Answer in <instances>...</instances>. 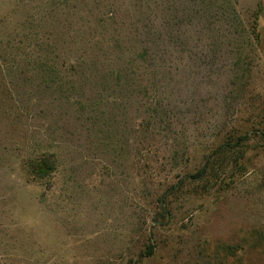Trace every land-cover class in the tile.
Instances as JSON below:
<instances>
[{
	"label": "rangeland",
	"instance_id": "1",
	"mask_svg": "<svg viewBox=\"0 0 264 264\" xmlns=\"http://www.w3.org/2000/svg\"><path fill=\"white\" fill-rule=\"evenodd\" d=\"M152 1L201 13L197 54L188 31L123 126L67 117L64 142L25 106L42 73L18 41L40 0H0V264H264V0Z\"/></svg>",
	"mask_w": 264,
	"mask_h": 264
},
{
	"label": "trees",
	"instance_id": "2",
	"mask_svg": "<svg viewBox=\"0 0 264 264\" xmlns=\"http://www.w3.org/2000/svg\"><path fill=\"white\" fill-rule=\"evenodd\" d=\"M153 4L152 0H40L27 11L29 26L18 42L28 53L35 50L38 62H24L42 75L37 97L29 99L25 106L35 102L39 112L50 117L49 136L55 138L50 134L59 131L57 139L64 142L68 140L66 132L74 136L75 132L64 126L67 117H81L99 131V125L109 131L124 125L126 118L122 120L120 114H125L129 101L137 97L150 99L142 85L143 75L150 73V81L157 74L164 76L168 55L172 49L183 51L188 31L195 33L191 53L197 54L201 13L197 14V9L193 11L195 15L189 11L191 19L182 20L186 11L184 3L179 2L170 19L171 6L156 9ZM254 27L251 31L248 28V35ZM254 37L257 39L255 32ZM67 39L71 47L77 45L76 50L67 51ZM148 115L151 121L142 126L146 133L155 120L152 110ZM241 139L243 136L237 142ZM45 162L42 156L38 162L44 165L41 169L47 165ZM153 252L154 246L150 245L141 256L148 257Z\"/></svg>",
	"mask_w": 264,
	"mask_h": 264
}]
</instances>
